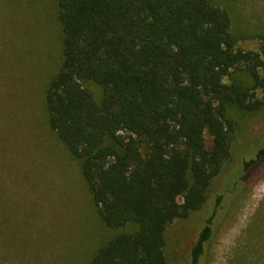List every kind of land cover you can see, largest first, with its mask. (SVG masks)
I'll return each instance as SVG.
<instances>
[{"label": "trees", "instance_id": "obj_1", "mask_svg": "<svg viewBox=\"0 0 264 264\" xmlns=\"http://www.w3.org/2000/svg\"><path fill=\"white\" fill-rule=\"evenodd\" d=\"M56 3L62 62L45 91L49 127L81 161L105 226L136 227L98 247L89 264H169L165 230L208 200L231 158L228 107H262L255 90L264 88V64L258 53L234 48L229 16L212 0ZM241 65L251 89L224 83ZM87 83L103 88L99 101ZM262 159L260 146L244 164ZM213 216L200 228L189 264H202Z\"/></svg>", "mask_w": 264, "mask_h": 264}, {"label": "rangeland", "instance_id": "obj_2", "mask_svg": "<svg viewBox=\"0 0 264 264\" xmlns=\"http://www.w3.org/2000/svg\"><path fill=\"white\" fill-rule=\"evenodd\" d=\"M212 2L229 16L234 48L258 53L264 64V0ZM58 14L56 0H0V264H89L98 247L136 230L105 226L81 161L49 127L45 91L62 62ZM258 75L264 83V65ZM224 83L253 86L242 65ZM85 87L97 101L102 98V87ZM255 94L262 102L258 111L228 107L231 158L212 180L208 200L167 226L169 264H189L191 247L212 213L213 236L202 264H264V159L244 164L264 147V88ZM205 142L211 145L207 134Z\"/></svg>", "mask_w": 264, "mask_h": 264}, {"label": "clouds", "instance_id": "obj_3", "mask_svg": "<svg viewBox=\"0 0 264 264\" xmlns=\"http://www.w3.org/2000/svg\"><path fill=\"white\" fill-rule=\"evenodd\" d=\"M262 186H264V185H262ZM253 211H254V209H253ZM245 219H247V217H245ZM240 227L241 228L246 227V224L244 222H241ZM237 235H239V233H237Z\"/></svg>", "mask_w": 264, "mask_h": 264}]
</instances>
